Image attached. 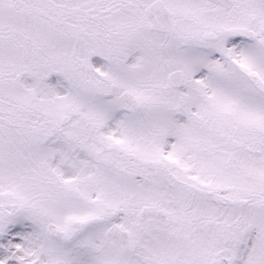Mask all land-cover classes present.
I'll use <instances>...</instances> for the list:
<instances>
[{
    "label": "snow or ice",
    "instance_id": "6c2138e0",
    "mask_svg": "<svg viewBox=\"0 0 264 264\" xmlns=\"http://www.w3.org/2000/svg\"><path fill=\"white\" fill-rule=\"evenodd\" d=\"M0 264H264V0H0Z\"/></svg>",
    "mask_w": 264,
    "mask_h": 264
}]
</instances>
